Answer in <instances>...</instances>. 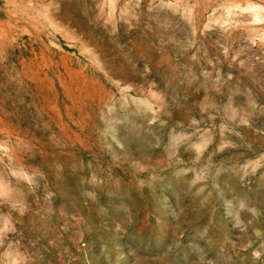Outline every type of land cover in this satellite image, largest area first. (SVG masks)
Returning a JSON list of instances; mask_svg holds the SVG:
<instances>
[{"label":"rangeland","instance_id":"374dc122","mask_svg":"<svg viewBox=\"0 0 264 264\" xmlns=\"http://www.w3.org/2000/svg\"><path fill=\"white\" fill-rule=\"evenodd\" d=\"M0 264H264V0H0Z\"/></svg>","mask_w":264,"mask_h":264}]
</instances>
